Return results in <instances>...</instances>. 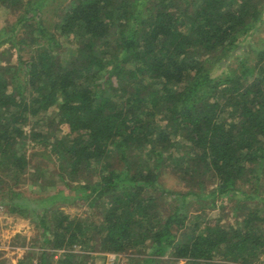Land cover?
Here are the masks:
<instances>
[{
    "label": "trees",
    "instance_id": "obj_1",
    "mask_svg": "<svg viewBox=\"0 0 264 264\" xmlns=\"http://www.w3.org/2000/svg\"><path fill=\"white\" fill-rule=\"evenodd\" d=\"M0 3L15 7L23 0ZM45 4L28 7L34 13L19 19L28 26L25 40L9 38L20 51L16 63L0 64V166L25 167L23 124L29 115L40 121L43 110L58 105L54 126L66 132L44 142L50 152L39 155L62 159L57 174L67 191L31 198L11 190L10 208L31 210L44 233L56 238L54 246L68 247L61 264H92L91 253L75 252L76 244L104 252L149 244L152 254L169 253L173 260L264 261L258 209L246 211L242 226L213 224L202 212L190 223L187 201L193 194L204 209L209 199L244 192L241 182L260 185L264 47L252 44L255 64L246 55L264 22V0H70L54 28L38 13ZM37 16L38 23L28 22ZM70 34L79 45L64 60ZM23 42L28 54L21 52ZM47 137L33 134L40 142ZM182 140L187 148L175 157L172 149ZM168 169L188 189L166 187ZM73 190L100 210L98 222L51 209ZM244 206L256 205L237 198L234 209Z\"/></svg>",
    "mask_w": 264,
    "mask_h": 264
},
{
    "label": "rangeland",
    "instance_id": "obj_2",
    "mask_svg": "<svg viewBox=\"0 0 264 264\" xmlns=\"http://www.w3.org/2000/svg\"><path fill=\"white\" fill-rule=\"evenodd\" d=\"M44 1H46L45 8L44 10L42 9L43 12L41 10L38 11V13L40 12L39 15L43 13V17L47 18L46 25L50 28H54L53 25L60 19L59 13L70 0ZM40 2L42 3L43 0ZM40 2H37L36 0H23V3L15 7H8L7 5L0 3V64H14L18 60V53H20V51L17 47L10 44L9 38L15 42L20 37L25 40L24 36H28L26 32L28 26L24 20L19 19L24 14H26L27 17L33 14L34 9L28 11L27 8L32 5L37 6ZM38 20L39 17L37 16L28 22L36 24L38 23ZM259 29V31H256L251 36L252 43L248 45L249 50L246 56L249 64H255L256 61V54L251 50L252 44L264 47V22ZM68 36L70 40L64 41L62 47L63 51L61 52V56L64 60H67L79 45V40L76 35L70 34ZM23 43L24 44L19 46L21 52L28 54L29 47L25 45V42ZM248 47L246 48L248 49ZM7 75L10 76L11 73H7ZM58 112V105L52 106L50 109L43 110L39 114V116H41L40 121H37V118L34 115H29L28 121L23 124V128L28 134L23 148V153H26L28 157V162L25 167L6 166L2 168V166H0V264H41L42 261L49 264L54 261L52 250L54 248H65L54 246L56 238L50 231L44 233L40 221L31 210H28V214H24L20 209L13 211L10 208V205L13 203L12 198L14 197L10 195L12 192L11 190L21 192L22 195L31 198L55 194L59 192L60 189L67 191L64 180L57 174L60 171L62 159L58 160L56 157L49 158L48 156H44V159H42L39 155V153L44 151L46 154H48V151L50 152V150L45 149L44 146H49V148H51V144L49 143L46 145L44 142H52L55 140V137H61L66 132V129L59 130L54 126ZM7 114L9 113L7 112ZM37 132L46 133L49 137L46 139L44 138L42 142H40L42 138L34 140L33 134H37ZM186 144L187 142L184 140L179 144L177 143L172 149L173 156L176 157L180 151H185L187 148L185 146ZM109 151L112 153V156L116 155L117 148L115 147V142L109 144ZM114 161H116V159H114ZM162 179L165 186L168 188L186 190L189 187L180 176H178V173L174 170L172 171V169H168L165 174H163ZM259 184V187L256 188V185H253L252 180L245 183L241 182V188L244 192L241 190L236 192L234 195L235 197L220 195L217 196L215 200L209 199L207 206L204 209L201 207V201L203 200H200L193 194H189L187 197L188 208L190 210V218H188V221L194 223L195 214L202 212L205 217L211 219V223L213 224H221L223 226L227 224L242 226L240 225V221L246 211L250 209L255 211L258 209L259 212L264 215V174L259 181ZM72 186L77 188L79 182L73 181ZM212 187L213 184L210 183L207 190ZM254 193L258 194V197H250L249 194ZM73 194L76 195V191L73 190L71 196H64L55 199L53 204H49L52 206L51 209H61L64 212L69 213L72 217L91 215L90 217L92 220H97L98 222L101 219L99 215L102 214L100 210L89 206L88 203L80 198L78 199L74 197ZM171 196H173V194ZM174 197L177 199V196ZM6 198L9 200L8 203ZM237 198L242 199L243 203L248 204V206H256L253 208L244 206L243 208L235 210L234 206L237 202ZM171 203H174L173 198L170 202V207L172 206ZM17 205L22 207L20 204ZM198 207H200L202 211H197ZM179 235L183 236L182 233ZM90 244H92V241ZM65 249L68 250V247L66 246ZM73 250L80 253L90 252L89 260L92 264H102L106 261L105 254L107 251H100L99 248L90 251L87 247L82 246V244H76L73 246ZM119 253L126 261V264H136L138 262H143V264H240L236 261L220 256H215L211 260H173L169 253L152 254L149 244L140 248L132 247L125 251H119ZM148 255H153L154 259H152V261H147L146 257ZM262 259L264 260L263 257ZM255 264H264V261H258Z\"/></svg>",
    "mask_w": 264,
    "mask_h": 264
},
{
    "label": "built area",
    "instance_id": "obj_3",
    "mask_svg": "<svg viewBox=\"0 0 264 264\" xmlns=\"http://www.w3.org/2000/svg\"><path fill=\"white\" fill-rule=\"evenodd\" d=\"M66 251V249H56L52 250L54 261L49 264H61L59 263V258ZM98 264V263H95ZM102 264H126V261L122 258L121 254L116 251H109L106 253V261Z\"/></svg>",
    "mask_w": 264,
    "mask_h": 264
}]
</instances>
